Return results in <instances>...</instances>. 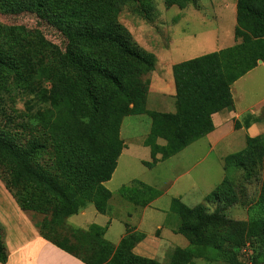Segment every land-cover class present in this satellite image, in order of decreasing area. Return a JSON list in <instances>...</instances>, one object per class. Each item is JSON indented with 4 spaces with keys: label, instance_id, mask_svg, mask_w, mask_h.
<instances>
[{
    "label": "trees",
    "instance_id": "obj_1",
    "mask_svg": "<svg viewBox=\"0 0 264 264\" xmlns=\"http://www.w3.org/2000/svg\"><path fill=\"white\" fill-rule=\"evenodd\" d=\"M167 8L198 7L199 0H163ZM133 6L149 20L151 0H0V12L36 15L63 38L64 47L50 44L35 30L0 26V180L21 210L43 215L35 226L42 238L85 264H162L135 255L143 235L126 230L114 246L103 238L105 227L73 228L66 219L87 204L104 213L110 179L123 148L122 119L147 115L150 129L143 144L150 149V167L183 150L212 131L211 115L233 109L230 85L264 62V0H235V43L218 51L171 66L175 111L146 109L149 81L156 57L142 48L119 23L123 6ZM49 84L46 99L63 120L54 119L53 139L46 123L27 114L16 115L4 99L31 97ZM44 90V89H43ZM264 121V107L258 117ZM52 122V121H51ZM236 121L234 127H238ZM160 138L165 144L160 146ZM156 154H160L157 159ZM222 181L203 202L189 207L171 199L178 216L175 233L188 241L175 249L168 264L222 261L246 264L238 250L248 242L251 264L257 245L264 262V135L246 138L241 150L223 158ZM260 176L254 209L246 220L226 216L241 201L244 184ZM134 206L145 207L159 191L133 180L118 190ZM6 251L0 231V263Z\"/></svg>",
    "mask_w": 264,
    "mask_h": 264
},
{
    "label": "crops",
    "instance_id": "obj_2",
    "mask_svg": "<svg viewBox=\"0 0 264 264\" xmlns=\"http://www.w3.org/2000/svg\"><path fill=\"white\" fill-rule=\"evenodd\" d=\"M231 6L232 12L235 16V3H233ZM195 18V16L192 17V19ZM197 20L200 21V19ZM203 34L204 32L202 31L201 33L198 32L195 35H191V38L196 41V43L191 42L192 45H194L193 47L189 45L183 46L184 42L183 45H181L177 43V41L175 42L174 39L170 36L167 47L165 46L167 50H172L171 54L173 55V57H171L170 59L168 58V55L165 54L166 51L162 53V49L158 52L149 50V52H152L155 55L156 64L153 71L151 72V80L149 81L147 90V110L164 113H173L175 111V90L171 73V66L173 64L210 52L218 51L235 43L233 36L220 31L217 26L216 28H214V35L212 38L204 39L203 37L205 36H203ZM168 35L169 33L166 32V36ZM207 43H210V46L206 45ZM201 45L206 46L207 49L199 50L200 54L195 55V52L189 54L191 49H196ZM140 46L148 51V49H146L144 46ZM159 52L160 54L165 55H160ZM156 53L158 54V56ZM262 68H264V62L257 61V65L254 68H252L250 71H248L246 74L238 78L230 85V94L233 100V109L230 111L225 110L212 114V131H210L204 137L198 139L204 140L207 147L206 151H204L200 156L194 157L192 161H188V163L180 169H177L176 173L173 174L171 185L166 190L161 191L160 189H156L153 187L154 189L159 191V196L152 200L148 205H146L145 207L135 206L136 208H140L142 212L136 226H130L129 224L125 223L122 229L118 230L117 228H119L120 224L118 223V226H114V222L116 221V219L109 217L107 211L108 205L104 213H99L98 211H96L92 204L85 205V207L82 208L78 213L69 216L67 219L76 218V221L71 225H68L67 223L66 224L70 227L79 229H87L90 224H96L98 226L105 227L103 238L114 246H116L121 238L124 237V235L126 234V230L142 234L143 238L134 245V247L132 248V252L140 257L154 259L156 261H158V257H167L168 253L170 257L175 249L187 248L189 245L188 241L186 239L176 237V235H180L175 233V229L177 228V226L172 227L170 230H168L169 234H162L165 220H155V214L153 212H155L157 209L155 208V210L152 205L159 198L164 197L167 193L170 194V196H168L170 199L168 202V207L170 205L171 199L174 198L178 199L180 202L186 205V199H188L187 195L191 194V191L185 192L184 190H182L181 185H184L187 182H190V188H193V193L196 194L197 199L195 200H203L204 196L207 195V193H202L200 191L196 179L192 176V170L198 165L211 166L213 164H216V167L218 166V169L215 168L212 173L214 179L216 178V184L215 186H212L214 189L225 176L223 170V158L228 154L237 152L244 148L246 138H253L256 136L264 135L263 120L250 121L246 127L243 123V118L245 116L250 115L251 117H258L261 113L262 107H264V88L261 87V82L264 81V78L262 79V81L258 82V85L256 87L254 85L252 86V88H245L241 90L238 89L236 91L237 93L234 94V86L240 80L244 79L246 76L253 74L254 72H257L258 70H261ZM236 121L239 123L238 127H234V123ZM122 122L120 125L119 137L122 140L123 148L120 152L119 157H121L122 155H127L128 157L135 155L138 157L137 160H139L142 165V162H150V149L143 144V141L150 129V118L148 127L149 129L147 133L137 143L133 141L131 143L128 142L127 144V142L122 139ZM194 142L188 145V147L192 146ZM156 143L160 146H163L165 144L164 140L160 138L156 140ZM188 147H185L177 154L170 156L165 160L157 161L150 167H147L145 165L143 166L147 168L158 166L161 162L172 160L176 156L180 155ZM190 154H193V151H191L189 155ZM213 156L215 158H213ZM155 157L159 159L160 154H156ZM117 161L116 167L110 179L103 183L104 187L106 183L111 181L112 176L117 168ZM144 184L150 186V184ZM176 185L179 187V189L173 191ZM172 191L173 194L171 193ZM88 217L94 219L93 222H87ZM152 219H154L155 222L158 221L154 224V228H151L150 230L142 229V225L145 224V221L150 222V220ZM35 222H37V219H35L28 212L20 209L11 193L5 188L4 184L0 180V231L2 235L3 245L6 251V261L0 264H85L76 257L68 254L51 242L42 238L35 226ZM82 222L86 223V225L81 224ZM166 241H172V243L176 242L179 244V246L170 248L171 251H169L168 249H166V246L168 245Z\"/></svg>",
    "mask_w": 264,
    "mask_h": 264
},
{
    "label": "rangeland",
    "instance_id": "obj_3",
    "mask_svg": "<svg viewBox=\"0 0 264 264\" xmlns=\"http://www.w3.org/2000/svg\"><path fill=\"white\" fill-rule=\"evenodd\" d=\"M152 10L149 12V20H145L140 17L135 11L133 6H123L118 14V21L123 25L132 35V38L139 44L144 46L146 49L151 51H160L162 53L166 51L165 54L168 55L170 59L173 57L172 50H167V44L170 36L174 41L181 45H189L193 47L192 43H196L195 40L191 38V35H195L198 32H204V39L212 38L214 35V28L220 29V31L228 33L233 36L234 29V14L232 12V4L235 0H199L198 7L193 8L187 6L184 9H179L176 6L167 8L163 0H151ZM195 16V19L192 17ZM200 17V18H199ZM197 19H200L198 21ZM0 26L10 27V26H22L26 29L35 30L40 33L43 38L50 44L56 45L60 48L64 47V42L62 36L52 27L47 25L44 21L40 20L36 15L23 12L17 15L4 14L0 12ZM166 32L169 33L166 36ZM198 38V37H195ZM186 40V41H184ZM190 41V42H189ZM192 42V43H191ZM206 45L210 46V43ZM166 46V47H165ZM206 46H198L196 49H191L189 54L195 52L200 54L199 50H206ZM157 54V53H156ZM160 54V52H159ZM160 54V55H165ZM158 56V54H157ZM152 73H148L143 77V80H151ZM264 78V68L254 72L253 74L246 76L244 79L240 80L234 86V94H236L238 89H247L255 87L258 82L262 81ZM149 83V82H148ZM262 83V88H264V81ZM45 88L42 89L40 93L36 92L31 97H22L20 95L7 96L4 99V103L8 108H10L16 115L22 116L27 114L28 116H34V118L41 119L42 123H46V132H53L49 135L50 139H53L54 133L58 130L57 123L59 117L61 120L65 116H61L56 108H51L49 101L46 99V91L49 88V84L46 83ZM57 118V123L54 124V119ZM121 127V137L122 139L129 143L135 141L136 143L143 138L147 133L149 127V118L145 115L141 116H127L122 119ZM52 121V122H51ZM141 146V145H139ZM188 147V146H187ZM190 147V148H189ZM180 155L176 156L172 160H167L166 162H161L160 165L147 168L143 166L137 156L133 155L128 157L127 155H122L117 161V168L112 176L110 182L105 184V187L111 192V198L108 203V215L110 218L116 219L114 226L120 224L118 230L122 229L125 223L130 226H136L138 219L142 212L140 208H136L133 204L122 199L118 190L123 185H128L131 181L137 180L143 183L150 184V186L160 189L161 191L166 190L170 185L173 178V174L176 173L177 169H180L192 161L194 157L200 156L207 147L204 140H198L194 142L192 146H189ZM193 151V154L189 153ZM213 158H215L213 156ZM149 161V160H148ZM217 168L216 164L211 166L198 165L192 170V176L196 179L199 185V189L202 193L207 194L213 190L212 186L216 184V178L212 176L213 170ZM204 171V172H202ZM260 183V176L252 178L249 182L244 184L245 195L241 198L244 204L237 203L225 210L226 216L237 219L246 220L248 215H250L254 209L255 202L258 195ZM190 182L181 185L182 190L185 192L191 191V194L187 195L186 199L187 206H195L203 202V200L197 199L196 194L193 193V188H190ZM179 187L176 185L173 191L178 190ZM210 190V191H209ZM173 191L171 192L173 194ZM193 193V194H192ZM170 194L167 193L164 197L159 198L152 207L157 211L153 212L155 214V220H165L162 234H169L168 230L172 227H176L179 224L178 216L169 210L168 202ZM93 209V208H91ZM152 210V208H151ZM35 219L40 221L43 217L41 214H36L33 212H28ZM87 222H93L94 219L88 217ZM154 219L145 221L142 225V229L150 230L154 228ZM76 218H70L66 220L68 225L73 224ZM86 225V223H81ZM167 228V230H166ZM181 239H185L181 235H176ZM166 249L169 251L170 248L179 246L178 243L172 241H166ZM256 250V262L257 264H264L261 259L260 249L255 246ZM238 257H252V250L249 255L242 256L238 250ZM169 253L167 257H158V261L162 264H168ZM196 264H224L222 261L206 262L202 259L195 260Z\"/></svg>",
    "mask_w": 264,
    "mask_h": 264
},
{
    "label": "built area",
    "instance_id": "obj_4",
    "mask_svg": "<svg viewBox=\"0 0 264 264\" xmlns=\"http://www.w3.org/2000/svg\"><path fill=\"white\" fill-rule=\"evenodd\" d=\"M240 254L242 256H246L249 255L251 253V248L248 242L244 243V245L239 249ZM244 259V261L246 262V264H251V260L250 257H241Z\"/></svg>",
    "mask_w": 264,
    "mask_h": 264
},
{
    "label": "water",
    "instance_id": "obj_5",
    "mask_svg": "<svg viewBox=\"0 0 264 264\" xmlns=\"http://www.w3.org/2000/svg\"><path fill=\"white\" fill-rule=\"evenodd\" d=\"M258 62H261L260 60Z\"/></svg>",
    "mask_w": 264,
    "mask_h": 264
}]
</instances>
